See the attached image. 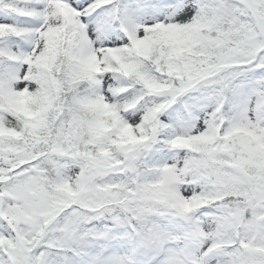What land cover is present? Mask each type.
<instances>
[{
  "label": "snow or ice",
  "instance_id": "snow-or-ice-1",
  "mask_svg": "<svg viewBox=\"0 0 264 264\" xmlns=\"http://www.w3.org/2000/svg\"><path fill=\"white\" fill-rule=\"evenodd\" d=\"M0 264H264V0H0Z\"/></svg>",
  "mask_w": 264,
  "mask_h": 264
}]
</instances>
